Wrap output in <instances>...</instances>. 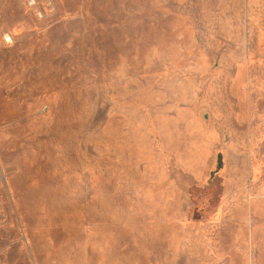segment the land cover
Returning a JSON list of instances; mask_svg holds the SVG:
<instances>
[{
  "label": "rangeland",
  "instance_id": "obj_1",
  "mask_svg": "<svg viewBox=\"0 0 264 264\" xmlns=\"http://www.w3.org/2000/svg\"><path fill=\"white\" fill-rule=\"evenodd\" d=\"M0 264H264V0H0Z\"/></svg>",
  "mask_w": 264,
  "mask_h": 264
},
{
  "label": "built area",
  "instance_id": "obj_2",
  "mask_svg": "<svg viewBox=\"0 0 264 264\" xmlns=\"http://www.w3.org/2000/svg\"><path fill=\"white\" fill-rule=\"evenodd\" d=\"M36 2H37V0H30V4H31V5H35ZM4 39H5V41H6L7 43L12 42V37H11V35H9V34L5 35V36H4Z\"/></svg>",
  "mask_w": 264,
  "mask_h": 264
}]
</instances>
